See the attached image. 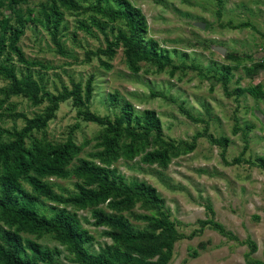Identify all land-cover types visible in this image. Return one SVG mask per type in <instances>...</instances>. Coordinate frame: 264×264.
<instances>
[{
	"label": "trees",
	"instance_id": "obj_1",
	"mask_svg": "<svg viewBox=\"0 0 264 264\" xmlns=\"http://www.w3.org/2000/svg\"><path fill=\"white\" fill-rule=\"evenodd\" d=\"M28 1L0 0V79L7 82L0 88V96H3L0 109L13 97H21L33 107L45 103L48 106L32 118L24 114L12 117L25 120L22 129L15 127L12 131H1L8 139L3 140L0 136V264H60L58 258L63 251L67 252L70 264H171L175 245L183 239H194L206 228L238 241V237L214 217L200 220V228L188 236L181 233V222L172 218L158 190L144 180L128 179L116 167L120 161L131 163L139 159L143 165L166 170L173 159L193 153L197 140L206 135L208 128L196 134L192 143L171 140L164 135L155 111H137L130 101L121 99L118 92L107 96L108 104L114 108L113 116L97 114L90 106L94 75L85 84L71 79V87L63 84L60 90L56 89L57 94H51L44 78L32 72L34 68L49 69V66L28 59L21 41L28 24H41L48 29L57 51L65 57H73L62 44L60 34L65 29L66 15L78 16L85 12L92 14L87 20L78 22L79 29L89 35L93 28L97 29L105 36L106 46L96 52L87 51L84 63L90 64L94 58L102 56L106 60L100 59L101 67L110 70V62L122 50L135 74L141 71L142 63L155 65V73L167 72L172 78L189 67L198 70L200 66L174 63L172 54L184 61L188 54H180L176 48H162L156 40L148 38L146 16L130 0H47L38 8H24ZM215 1L220 7L217 16L221 18L225 0ZM119 22L123 26L115 27ZM245 26L249 24L236 27ZM202 45L210 47L207 43ZM227 60L233 61L234 65L213 62L209 65L212 74L202 75L204 79L222 83L230 95V76L241 67L242 60L231 53ZM18 68L24 69L19 75ZM259 70H264V58L246 69L247 76L254 78ZM245 92L264 96L262 85L252 90L239 88L234 94L239 97ZM159 95L152 92L154 97ZM170 100L174 102L173 98ZM67 102L77 110L81 121L101 128L94 137V150L87 158L80 156L91 141L78 144L73 136L75 131L72 130L62 143H54L46 136L47 127L56 118L60 106ZM181 109L190 120L205 122L182 106ZM9 110L8 115H13V110ZM79 127L77 124L75 129ZM239 129L235 127L236 134ZM247 129L251 127L247 126ZM208 137L214 144L225 147L229 144L227 138L216 139L211 134ZM238 163H241L240 158L234 159L232 164ZM258 166L264 172V157L258 159ZM55 178L73 180L74 192L64 189L56 192L58 187L52 183ZM138 208L144 213H136ZM207 209L214 216L213 207L209 205ZM80 211L90 212L93 221L82 219ZM83 220L104 229L102 235L110 243L105 242L98 252H93L91 248L96 238L84 227ZM131 220L144 226H136ZM45 237L58 245L44 246L39 240ZM243 243L250 246L245 264H264L252 258L258 250L257 244L251 239Z\"/></svg>",
	"mask_w": 264,
	"mask_h": 264
},
{
	"label": "rangeland",
	"instance_id": "obj_2",
	"mask_svg": "<svg viewBox=\"0 0 264 264\" xmlns=\"http://www.w3.org/2000/svg\"><path fill=\"white\" fill-rule=\"evenodd\" d=\"M44 1L47 0H29L24 8H38ZM130 1L146 16L148 38L156 40L162 48H176L180 54H188L185 61L172 54L174 63L184 62L186 66L199 65L200 68L189 67L172 78L167 72L155 73V65L142 63L141 71L135 74L122 50L110 62V70L101 67L100 59L106 60L102 56L94 58L90 64L84 63L87 51L105 49L106 43L105 36L97 29L93 28L91 35L79 29L78 22L87 20L92 14L81 12L78 16L67 13L63 24L65 29L60 34L62 44L73 57H65L57 51L46 27L28 24L21 41L23 51L28 59L49 66V69L34 68L32 72L44 78L46 89L51 94H57L56 89L60 90L63 84L71 87V79L85 84L94 75V95L90 105L93 112L113 116L114 108L108 104L107 96L118 92L121 99L130 101L137 111H155L166 138L177 142L192 143L196 134L208 128L206 135L197 140L196 150L173 159L166 170L143 165L139 159L131 163L120 161L116 167L128 179L144 180L154 186L165 199L172 218L181 222L179 229L186 236L200 228V220L214 217L239 239L229 240L218 231L206 228L194 239H183L175 245L171 264H245L250 246L243 242L248 239L258 246L252 258L264 263V172L258 166V159L264 157V96L257 97L251 92L239 97L234 94L239 88L252 90L257 85H262L264 92V70L255 73L254 78L247 76L246 72L254 62L264 58V0H225L221 18L217 16L220 7L215 0ZM197 22L205 23V28L196 27ZM229 23L231 26L225 27ZM241 24L249 26L236 27ZM118 26L123 24L119 22L115 27ZM202 43L210 47L205 48ZM216 46L226 49V54L216 52ZM228 53L242 60L241 67L230 76V95L222 83L204 79L202 75L212 74L209 65L213 62L234 65L233 61L227 60ZM21 70L24 69L18 68V75ZM6 83L0 79V88ZM152 92L160 95L154 97ZM2 98L0 96V100ZM46 106L47 103L33 107L21 97L11 98L0 109V115L3 114L0 117L2 139H8L2 130L22 129L25 125L22 117H12L24 114L32 118ZM181 106L205 122L190 120ZM9 108L13 115H8ZM77 124L80 127L75 129ZM236 126L240 128L237 134ZM72 130L78 144L91 141L80 156L87 158V154L94 150V137L101 128L81 121L77 110L67 102L60 106L56 118L47 127L46 136L54 143H62ZM209 134L216 139L227 138L229 144L226 147L214 144ZM237 158L241 163L232 164ZM52 183L58 187L56 192H62L61 189L74 192L73 180L55 178ZM209 205L213 207L214 216L209 214ZM135 212L144 213L139 208ZM79 216L93 221L88 211H80ZM132 222L136 226H144L143 223ZM83 224L96 238L91 248L93 252H98L105 242L110 243L102 235L104 229L84 220ZM39 241L44 246L58 245L50 237ZM66 256L67 252L63 251L58 258L60 264H70Z\"/></svg>",
	"mask_w": 264,
	"mask_h": 264
},
{
	"label": "water",
	"instance_id": "obj_3",
	"mask_svg": "<svg viewBox=\"0 0 264 264\" xmlns=\"http://www.w3.org/2000/svg\"><path fill=\"white\" fill-rule=\"evenodd\" d=\"M205 25H206L205 23H200V22L195 23V26L201 29H204ZM214 50L222 55L226 54V49H224L223 47L216 46L214 47Z\"/></svg>",
	"mask_w": 264,
	"mask_h": 264
}]
</instances>
